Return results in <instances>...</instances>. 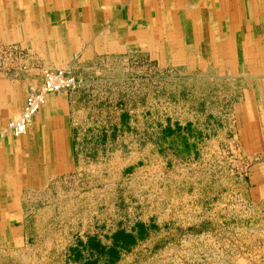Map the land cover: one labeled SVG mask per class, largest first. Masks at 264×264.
<instances>
[{
    "label": "rangeland",
    "instance_id": "obj_1",
    "mask_svg": "<svg viewBox=\"0 0 264 264\" xmlns=\"http://www.w3.org/2000/svg\"><path fill=\"white\" fill-rule=\"evenodd\" d=\"M227 1L242 19L243 2ZM169 2L166 34L191 36L183 55L158 36L150 48L82 51V171L71 184L47 153L33 158L32 123L22 138L0 141V149L9 142L0 152V264H264V58L224 47L253 53L258 25ZM13 11L0 13V47L12 48L0 60V102L21 108L1 114L0 130L44 69L75 78L76 89L60 93L80 88L57 47L52 57L46 40L21 42ZM184 14L189 20L174 25L171 16ZM208 33L209 44L191 41Z\"/></svg>",
    "mask_w": 264,
    "mask_h": 264
},
{
    "label": "crops",
    "instance_id": "obj_2",
    "mask_svg": "<svg viewBox=\"0 0 264 264\" xmlns=\"http://www.w3.org/2000/svg\"><path fill=\"white\" fill-rule=\"evenodd\" d=\"M33 1L29 4L21 0L20 2L16 0L15 3H12L10 0L4 1V7L2 5L0 9L5 10L0 11V13L7 15L8 8L14 9L12 16L15 17L17 24L20 23L21 25L20 31L18 32L20 33L19 37L21 42L24 40V42L28 40H46V42H49L47 48L50 47L52 49V52L46 54L54 57L57 47L60 50V55L64 58L63 63L74 74H79L76 76L80 80L79 90L70 94L60 93L58 95L47 96L46 105L33 118L32 126L34 128L31 129L32 137L35 138L31 150L33 155H35L33 158L38 163V153L40 151L47 153V161H50L53 166L58 161V167L54 166L53 169L59 168L62 170L61 174L64 175L63 183L71 184L74 181L72 173L82 171V167H76L75 164V160L82 162V126L79 124L82 122V51L96 53L104 50L108 51L109 49L111 51H119L120 49L150 48L151 37L158 36V40L166 42V44L167 41L174 40L175 46H180L181 48L180 55H183L185 47H187L183 42L190 40L191 36L188 37L187 34H183L184 36L178 34V36L176 35L177 31L175 35L178 37L172 38L170 37L172 34L169 37L166 34V22L163 20L166 17L165 10L170 7H167L168 3H170L169 0H73L72 2L69 0L66 3L64 0L62 4L43 1L41 3L43 8H39L38 5L35 6ZM171 1L173 9H176L174 6L176 4L183 9L182 13L185 14L187 12L184 10H196L200 7H208V9L218 8L226 12L224 16H226L229 23L235 21L246 25H259L255 27L254 36V39L259 43H255L256 48L253 53L247 47L242 50H233L232 46L228 44L224 47L231 51L229 54L231 56L264 58V0H237L243 2L242 12H240L242 19L236 15V12L232 15L227 13L226 7L228 9L230 8L229 3L228 6H225V3L227 4L228 2L227 0H206L208 6L200 0H193L194 2L191 4L187 2L186 6L182 5L184 2L182 3L180 0ZM223 1L224 3L222 5L221 3ZM39 9H44V13L39 14L38 12H34V10L38 11ZM71 9L79 10L78 14L80 13V15L72 16ZM56 10H63L64 13L60 14L61 12ZM217 12H220V10ZM176 14H180L179 11ZM187 15L182 17L171 16L174 18L173 24L183 25L186 20H189V16ZM155 25H159V28H155ZM105 26L109 28L108 32H104ZM249 31L246 29L245 34ZM28 34H30V37H28ZM209 36V33L197 39L193 36L195 38H192L191 41L194 40L192 41L194 44H197V42L209 44L208 42L212 41L210 39L212 36L210 38ZM242 37L243 40H246L250 39L251 36L246 37V35H243ZM162 45L164 46V43ZM28 46L33 48L34 45L31 44ZM239 50L242 52L237 54L234 52ZM260 64L263 63L260 62ZM258 71L259 68H255V72ZM0 84L2 83L0 82ZM2 94L0 92V95ZM263 94L264 87H261V95ZM0 100L2 101L1 97ZM17 104L7 103V106L4 107L5 104L0 102V116L5 115V113L8 115L9 113L15 112L18 108H21V105L17 106ZM11 106L13 108L12 112H10ZM60 123L62 124V130L59 132L58 124ZM52 127L53 129H51ZM56 143H60L61 146ZM8 144L9 142L3 144L0 152L2 150L3 153H6ZM34 195L36 194H32V199H37L38 195ZM68 195L63 193L62 196L58 195L57 197L66 198ZM55 199L54 192L47 193V200Z\"/></svg>",
    "mask_w": 264,
    "mask_h": 264
},
{
    "label": "built area",
    "instance_id": "obj_3",
    "mask_svg": "<svg viewBox=\"0 0 264 264\" xmlns=\"http://www.w3.org/2000/svg\"><path fill=\"white\" fill-rule=\"evenodd\" d=\"M11 49L4 46L0 47V60L2 55L12 57ZM76 87L75 78L66 70L44 69L42 71L41 86L29 89L20 114L9 120L4 128L0 130V141L6 137L20 139L25 136L33 118L46 104L47 96L75 90Z\"/></svg>",
    "mask_w": 264,
    "mask_h": 264
},
{
    "label": "bare ground",
    "instance_id": "obj_4",
    "mask_svg": "<svg viewBox=\"0 0 264 264\" xmlns=\"http://www.w3.org/2000/svg\"><path fill=\"white\" fill-rule=\"evenodd\" d=\"M151 18V17H150ZM260 22V21H259ZM252 25V24H251ZM259 26V25H258ZM263 32V31H262ZM141 36V35H140ZM259 43V42H258ZM227 53V52H226ZM250 57H252V56H250ZM1 197V196H0Z\"/></svg>",
    "mask_w": 264,
    "mask_h": 264
},
{
    "label": "trees",
    "instance_id": "obj_5",
    "mask_svg": "<svg viewBox=\"0 0 264 264\" xmlns=\"http://www.w3.org/2000/svg\"><path fill=\"white\" fill-rule=\"evenodd\" d=\"M120 237L125 238L124 236H120Z\"/></svg>",
    "mask_w": 264,
    "mask_h": 264
}]
</instances>
